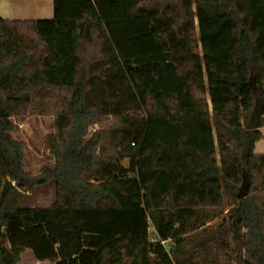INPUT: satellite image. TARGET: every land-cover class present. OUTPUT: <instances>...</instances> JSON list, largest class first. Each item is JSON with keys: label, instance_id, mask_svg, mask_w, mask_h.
I'll return each mask as SVG.
<instances>
[{"label": "trees", "instance_id": "1", "mask_svg": "<svg viewBox=\"0 0 264 264\" xmlns=\"http://www.w3.org/2000/svg\"><path fill=\"white\" fill-rule=\"evenodd\" d=\"M255 97L264 115V0H52L49 20L0 18V264L24 249L48 264H264ZM26 114L55 129L35 175L13 136ZM19 178L53 203L22 206Z\"/></svg>", "mask_w": 264, "mask_h": 264}, {"label": "rangeland", "instance_id": "2", "mask_svg": "<svg viewBox=\"0 0 264 264\" xmlns=\"http://www.w3.org/2000/svg\"><path fill=\"white\" fill-rule=\"evenodd\" d=\"M52 17V0H0V18L6 20L34 21L49 20ZM17 129L13 136L21 141L25 147L24 164L32 175H35L43 164L46 163V137L55 132L53 117L51 115H30L22 118L12 119ZM92 127L91 131L95 130ZM255 153L264 154V132L263 137L256 144ZM125 165L126 162H123ZM16 183L19 191L25 190L27 199L22 203L24 207H48L55 197L54 188L51 185L36 186L28 192L30 183L24 178H19ZM215 222V221H212ZM151 231V228H150ZM168 247V244H165ZM231 258H224L219 254L221 264H236L232 252ZM18 264H48V262H37L33 259L29 249H24Z\"/></svg>", "mask_w": 264, "mask_h": 264}, {"label": "water", "instance_id": "3", "mask_svg": "<svg viewBox=\"0 0 264 264\" xmlns=\"http://www.w3.org/2000/svg\"><path fill=\"white\" fill-rule=\"evenodd\" d=\"M262 106H261V103H260V100L255 97V100H254V106L251 110V113L249 115V118H248V121L245 125L246 129L247 130H257L259 129V119L262 115ZM16 188L18 187V184L17 183H14L13 184ZM23 192H25V190H23Z\"/></svg>", "mask_w": 264, "mask_h": 264}, {"label": "crops", "instance_id": "4", "mask_svg": "<svg viewBox=\"0 0 264 264\" xmlns=\"http://www.w3.org/2000/svg\"><path fill=\"white\" fill-rule=\"evenodd\" d=\"M262 120L264 121V115H262ZM259 129L261 131V138L259 140H261L263 137L264 125L262 127H260ZM259 140L255 143V147H256V144L259 142ZM254 150H255V148H254Z\"/></svg>", "mask_w": 264, "mask_h": 264}]
</instances>
